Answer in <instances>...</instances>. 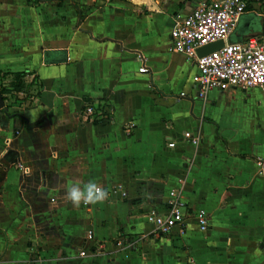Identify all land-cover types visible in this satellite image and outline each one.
Masks as SVG:
<instances>
[{
    "label": "crops",
    "instance_id": "1",
    "mask_svg": "<svg viewBox=\"0 0 264 264\" xmlns=\"http://www.w3.org/2000/svg\"><path fill=\"white\" fill-rule=\"evenodd\" d=\"M201 1L0 0V264H264V90L202 101L193 62L167 49ZM253 5L228 42L264 40ZM77 181L125 196L75 207ZM169 190L191 213L158 235L145 215Z\"/></svg>",
    "mask_w": 264,
    "mask_h": 264
},
{
    "label": "built area",
    "instance_id": "2",
    "mask_svg": "<svg viewBox=\"0 0 264 264\" xmlns=\"http://www.w3.org/2000/svg\"><path fill=\"white\" fill-rule=\"evenodd\" d=\"M257 1L203 0L185 16L174 20L168 35L167 49L193 62L194 71L190 81L196 97L202 101L212 90H245L253 87L264 90V40L250 36L239 42L227 41V35L239 16L253 10V4ZM217 41H221V46L197 56L198 48ZM146 70L143 63L137 69L138 72H146ZM109 113V108L103 106H97L96 110L92 105L83 107V115L86 118L97 114L101 121H106ZM190 141L195 144L198 139L190 138ZM3 145L4 148L8 147L9 140L4 139ZM172 145L171 142L167 143L168 147ZM18 167L24 176L28 173L27 167H22L20 164ZM107 192L117 193L119 198L125 196L119 186H112ZM190 213L187 212L186 203L178 192L169 190L164 213L150 212L145 218L153 225L155 233L165 235L172 227L182 224L185 214L190 215ZM193 217L198 230L203 231L208 228V218L203 210H197Z\"/></svg>",
    "mask_w": 264,
    "mask_h": 264
},
{
    "label": "clouds",
    "instance_id": "3",
    "mask_svg": "<svg viewBox=\"0 0 264 264\" xmlns=\"http://www.w3.org/2000/svg\"><path fill=\"white\" fill-rule=\"evenodd\" d=\"M254 28H260L259 21H255ZM108 198V192L102 189L96 182L88 181L81 186L79 181L69 185L66 191L65 199L70 201L73 206L79 207L81 203L96 204L102 203Z\"/></svg>",
    "mask_w": 264,
    "mask_h": 264
},
{
    "label": "water",
    "instance_id": "4",
    "mask_svg": "<svg viewBox=\"0 0 264 264\" xmlns=\"http://www.w3.org/2000/svg\"><path fill=\"white\" fill-rule=\"evenodd\" d=\"M219 46H221V41H217L215 43L205 45L203 47L198 48L196 50V54H197V56H201L203 54H206L209 51H212V50L218 48ZM2 104H3V102H2V98H1V94H0V108L2 107Z\"/></svg>",
    "mask_w": 264,
    "mask_h": 264
},
{
    "label": "trees",
    "instance_id": "5",
    "mask_svg": "<svg viewBox=\"0 0 264 264\" xmlns=\"http://www.w3.org/2000/svg\"><path fill=\"white\" fill-rule=\"evenodd\" d=\"M261 1H264V0H261ZM23 73H15L14 74V78H19L21 75H22ZM17 86L16 85H14V88H16ZM0 92H2L1 90H0ZM6 115V117H18V114H16V113H11V114H5Z\"/></svg>",
    "mask_w": 264,
    "mask_h": 264
},
{
    "label": "rangeland",
    "instance_id": "6",
    "mask_svg": "<svg viewBox=\"0 0 264 264\" xmlns=\"http://www.w3.org/2000/svg\"><path fill=\"white\" fill-rule=\"evenodd\" d=\"M260 93H261V92H260ZM261 94H262V93H261ZM260 105H261V104H260ZM260 105H259V106H258L256 109H254V112H258V110H259V107H261V106H262V105H261V106H260Z\"/></svg>",
    "mask_w": 264,
    "mask_h": 264
}]
</instances>
